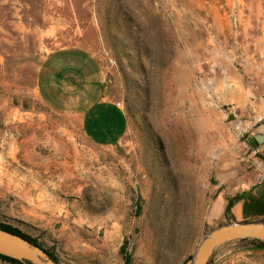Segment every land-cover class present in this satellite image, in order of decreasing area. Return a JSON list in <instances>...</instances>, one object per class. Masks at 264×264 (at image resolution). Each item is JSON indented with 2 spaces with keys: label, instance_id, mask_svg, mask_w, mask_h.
I'll return each instance as SVG.
<instances>
[{
  "label": "rangeland",
  "instance_id": "1",
  "mask_svg": "<svg viewBox=\"0 0 264 264\" xmlns=\"http://www.w3.org/2000/svg\"><path fill=\"white\" fill-rule=\"evenodd\" d=\"M62 52L98 65L118 141L87 135L83 87L43 82ZM263 168L264 0H0V224L57 264H185ZM239 244L209 264L264 258Z\"/></svg>",
  "mask_w": 264,
  "mask_h": 264
},
{
  "label": "crops",
  "instance_id": "2",
  "mask_svg": "<svg viewBox=\"0 0 264 264\" xmlns=\"http://www.w3.org/2000/svg\"><path fill=\"white\" fill-rule=\"evenodd\" d=\"M74 54L81 55L85 61L93 64L95 73L91 75L84 73V75L79 76L78 66L71 59L74 58ZM99 70L98 65L83 53L62 52L50 59L49 66L43 73L42 80L43 82H49L52 77L56 81H66L73 83V86H78V88L83 87L82 90L84 91L85 89L88 93H83L84 98L78 97L72 102L76 106L82 107L83 128L87 135L98 143L106 144L118 141L122 137L126 131L128 121L124 110L119 104L98 97L99 92H97L96 86L91 91L86 89L88 88V83H96L94 77L98 75ZM96 96L98 98H95ZM231 213L232 221L234 222H264V168L262 179L249 188L244 193V197L233 205ZM239 243L241 242L235 241L219 248L215 255L216 259L222 260L230 253L240 249L241 244ZM220 264H264V258H242L223 261Z\"/></svg>",
  "mask_w": 264,
  "mask_h": 264
},
{
  "label": "water",
  "instance_id": "3",
  "mask_svg": "<svg viewBox=\"0 0 264 264\" xmlns=\"http://www.w3.org/2000/svg\"><path fill=\"white\" fill-rule=\"evenodd\" d=\"M247 239L264 242V222H233L212 229L199 244L194 258L185 264H209L222 246ZM0 255L25 264H57L40 246L3 229H0Z\"/></svg>",
  "mask_w": 264,
  "mask_h": 264
},
{
  "label": "trees",
  "instance_id": "4",
  "mask_svg": "<svg viewBox=\"0 0 264 264\" xmlns=\"http://www.w3.org/2000/svg\"><path fill=\"white\" fill-rule=\"evenodd\" d=\"M244 197V195L240 196V197H235L234 199H231L229 200L228 202V205H227V209H226V215L227 217H232V213H231V210H232V207L233 205L238 202L239 200H241L242 198ZM0 229H3V230H6V231H9L13 234H17V235H20L22 237H24L25 239L29 240L31 243L35 244V245H38L40 246L36 240L32 239L31 237L23 234L22 232H20L18 229L16 228H13V227H10V226H6V225H3V224H0ZM243 242H249L250 245L252 246V249L253 250H258V251H264V242L262 241H259V240H251V239H247V240H243ZM42 248V246H40ZM44 249V248H43ZM45 250V249H44ZM48 255L56 262V259L53 257L52 254H50L49 251L45 250ZM0 259L4 260V261H7V262H10V263H13V264H25V263H22V262H19V261H16L14 259H11V258H8L6 256H3V255H0ZM126 264H129L128 262H126Z\"/></svg>",
  "mask_w": 264,
  "mask_h": 264
}]
</instances>
